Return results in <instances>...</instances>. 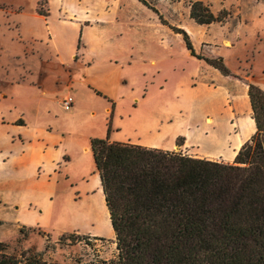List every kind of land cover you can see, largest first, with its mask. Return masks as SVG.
<instances>
[{
  "label": "rangeland",
  "instance_id": "rangeland-1",
  "mask_svg": "<svg viewBox=\"0 0 264 264\" xmlns=\"http://www.w3.org/2000/svg\"><path fill=\"white\" fill-rule=\"evenodd\" d=\"M129 1L139 4L157 24ZM142 1L148 7L140 0H0V94L5 93L0 96V119L9 121L20 112L27 117L33 109L49 106L57 115L58 128L69 133L59 146L67 161L61 160L51 210L38 217L0 208V242L6 245L7 254L19 256L24 250H32L45 261L59 264H100L117 256L91 153L85 150L91 136L104 134L107 102L82 84L85 71L73 58L69 59L71 53L91 64L89 76L94 78L108 71L124 78L132 69H146L150 80L154 77L151 82L155 89L159 83L157 72L171 64L179 74L177 85L183 95L195 65L189 60L185 45L167 26L170 25L189 29L199 54H218L223 47L233 46L232 50H224L223 56L233 59L239 70H246L240 74L253 72L264 79V0ZM194 1H201L223 22L197 25L189 17ZM46 3L49 23L29 15L34 5L45 14ZM19 7H23V13L17 10ZM19 23L36 30L33 51L28 49L26 56L18 50ZM198 38L216 43L201 44ZM224 39L228 41L222 43ZM61 60L65 66L55 68ZM29 61L35 62L34 66L47 62L52 68L30 72L26 67ZM109 61L117 68L109 69ZM211 62L222 66L218 57ZM112 89L122 98L123 111L127 110L131 100L124 79ZM67 95L77 101L73 116H67L59 102ZM28 222L40 229L29 232V227L23 225ZM22 227L28 233L25 238L19 233ZM61 229L66 232L58 235Z\"/></svg>",
  "mask_w": 264,
  "mask_h": 264
},
{
  "label": "trees",
  "instance_id": "trees-1",
  "mask_svg": "<svg viewBox=\"0 0 264 264\" xmlns=\"http://www.w3.org/2000/svg\"><path fill=\"white\" fill-rule=\"evenodd\" d=\"M189 17L223 22L201 1L191 3ZM167 26L196 56L187 32ZM248 98L256 131L232 164L90 139L117 250L100 264H264V90L250 84ZM0 264L59 263L32 250L9 255L0 242Z\"/></svg>",
  "mask_w": 264,
  "mask_h": 264
},
{
  "label": "crops",
  "instance_id": "crops-1",
  "mask_svg": "<svg viewBox=\"0 0 264 264\" xmlns=\"http://www.w3.org/2000/svg\"><path fill=\"white\" fill-rule=\"evenodd\" d=\"M129 4L146 13L139 4L131 1ZM46 5L45 14L39 13L34 5L29 15L49 23V4ZM17 10L22 12L23 7ZM145 15L157 24L148 13ZM45 27L49 33V24ZM185 30L196 56L187 51V56L195 68L190 74L183 95L177 85L179 74L172 69L171 64H166L157 72L159 83L155 89L151 82L154 77L150 80L146 69H132L124 78L109 71L94 78L89 76L91 64L83 59L78 60L74 53L70 54L69 59L73 58V62L79 63L85 71L82 84L87 86L89 92L107 102L105 113L108 117L104 120V134L93 135L90 139L107 137L112 143L177 152L192 158L225 164L233 163L241 146L256 131L248 87L253 84L264 90V79L257 78L253 72L251 75L240 74L246 70H239L233 59L223 56V51L232 50L233 46L223 47L218 54H199L191 31ZM176 36L184 45L180 35ZM198 39L201 44L216 43ZM36 40L34 28L18 24L17 45L21 55L26 56L28 49L33 51ZM226 41L228 39H224L222 43ZM79 45L80 40L77 51ZM31 55L33 56L32 52ZM215 57L222 61V66H215L211 62ZM33 63L35 62L29 61L26 66L30 72L37 68H52L47 62H40L39 66H34ZM65 64L61 60L55 68H61ZM107 67L117 68L110 61ZM262 69L264 71V67ZM122 79L130 90L131 100V106L125 111L121 107L122 98L112 89ZM140 88H143L142 92H139ZM4 95L5 93L0 94L1 97ZM63 99L59 100L61 104ZM76 107L77 101L74 100L72 108L65 114L73 116L77 112ZM55 118L57 115H54L49 106H45L42 109H33L27 117L20 112L9 121L0 119V127L3 128L0 135V208H10L38 217L51 210L52 197L61 175V162L67 161L65 156L62 157L64 150L60 152L59 146L69 135L58 128ZM85 150L90 152V144ZM65 180L68 178L65 177ZM23 225L40 229L32 222ZM65 232L61 229L58 235Z\"/></svg>",
  "mask_w": 264,
  "mask_h": 264
},
{
  "label": "built area",
  "instance_id": "built-area-1",
  "mask_svg": "<svg viewBox=\"0 0 264 264\" xmlns=\"http://www.w3.org/2000/svg\"><path fill=\"white\" fill-rule=\"evenodd\" d=\"M74 99L71 95H67L63 100H62V106L65 111H69L72 108Z\"/></svg>",
  "mask_w": 264,
  "mask_h": 264
}]
</instances>
